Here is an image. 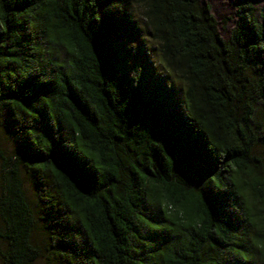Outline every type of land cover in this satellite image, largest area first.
Instances as JSON below:
<instances>
[{
	"label": "trees",
	"instance_id": "16d2710c",
	"mask_svg": "<svg viewBox=\"0 0 264 264\" xmlns=\"http://www.w3.org/2000/svg\"><path fill=\"white\" fill-rule=\"evenodd\" d=\"M233 3L225 39L205 0H0V264H264V22Z\"/></svg>",
	"mask_w": 264,
	"mask_h": 264
},
{
	"label": "rangeland",
	"instance_id": "374dc122",
	"mask_svg": "<svg viewBox=\"0 0 264 264\" xmlns=\"http://www.w3.org/2000/svg\"><path fill=\"white\" fill-rule=\"evenodd\" d=\"M212 5V10L216 18L219 22V30L221 35L228 39L232 29L236 24V9L233 3V0H205ZM257 8L258 14L262 18L264 22V0H257ZM158 61L157 57H152V62H149V66H153V63L156 64ZM141 70L142 66L139 65ZM3 118L0 116V189H1V166L3 163V154L6 156H10L15 149V142L11 137L9 130L6 125L2 122ZM28 178V188L30 189V195L32 199L35 200V196L37 195L35 189L32 187L33 180L29 175ZM49 260L47 258H41L37 264H48Z\"/></svg>",
	"mask_w": 264,
	"mask_h": 264
}]
</instances>
